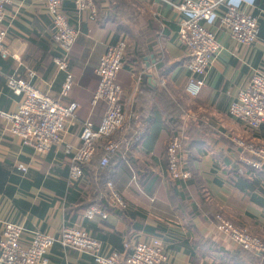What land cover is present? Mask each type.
Returning a JSON list of instances; mask_svg holds the SVG:
<instances>
[{
    "label": "crops",
    "instance_id": "obj_1",
    "mask_svg": "<svg viewBox=\"0 0 264 264\" xmlns=\"http://www.w3.org/2000/svg\"><path fill=\"white\" fill-rule=\"evenodd\" d=\"M232 1L256 17L257 40L244 46L226 31H216L220 51L205 85L192 98L185 90L188 57L177 38L181 16L165 0H93L92 20L87 12L76 13L72 0H64L62 10L79 31L69 53L72 85L65 96L64 74L53 63L59 52L45 1L10 0L2 24L8 55H0V111L15 112L24 99L7 87L9 78L30 81L61 105L73 102L78 109L67 120L62 142L45 154L21 146L0 118V237L4 223L22 228L24 244L37 231L57 238L63 228L74 227L99 241L103 255L118 252L124 257L125 244L156 238L165 249L162 264H264V257L226 239L215 220L221 215L264 242V163L259 169L249 167L244 149L264 147V125L250 129L228 114L252 75L264 74V0ZM224 8L221 3L219 12ZM119 40L126 43L116 77L128 115L124 136L136 140L111 155L104 168L99 167L104 140L96 141L82 178L73 183L66 148L79 146L84 121L93 130L101 123L105 103L92 105L98 84L94 70L106 47ZM178 131L184 135L181 160L191 178L172 182L165 173V151ZM248 169L259 174L255 186L249 176L251 188L245 191L229 181L232 171ZM91 206L106 218L85 219ZM46 256L48 264H96L90 255L59 244Z\"/></svg>",
    "mask_w": 264,
    "mask_h": 264
},
{
    "label": "built area",
    "instance_id": "obj_2",
    "mask_svg": "<svg viewBox=\"0 0 264 264\" xmlns=\"http://www.w3.org/2000/svg\"><path fill=\"white\" fill-rule=\"evenodd\" d=\"M47 12L51 16L54 33L52 40L59 54L53 58L57 70L64 74L61 95L65 96L71 89L72 76L69 71V53L77 37L78 29L71 26L62 10L64 0H44ZM181 16L178 24L177 38L188 57L184 68L190 74L186 93L197 97L205 85V79L215 61L220 45L216 39V31H226L236 43L250 46L258 37L256 17L248 15L232 0H178L168 2ZM10 0H0V55L6 58L7 31L2 27L5 19V6ZM221 3L224 10L219 12ZM74 11L78 14L87 12L92 20L96 15L93 0H72ZM214 26L215 31L207 26ZM126 48L124 40H119L106 47L100 56L94 72L98 84L92 97V105L98 101L105 103V112L99 127L92 129L89 121H84L79 135V146L71 150L66 148L70 158V180L77 183L82 178V166L88 163L96 151L95 142L104 140L103 156L99 167L109 163L111 155L128 146L124 134L127 130L128 115L121 103L122 90L116 83V77L123 67V55ZM7 87L14 95L23 96L22 103L13 113L0 111L9 131L18 138L21 146L29 147L39 154L47 153L52 146L62 142V133L66 129L68 119H72L78 109L76 103L63 106L48 94L36 89L30 81L9 78ZM229 116L238 119L250 129L264 125V74L255 72L247 87L240 91L235 101L228 108ZM184 140L182 131L175 132L166 145V176L169 181H188L191 173L181 160ZM250 157L248 166L259 169L264 163V148L254 145L244 146ZM20 172H26L23 165H18ZM120 205L123 203L114 196ZM95 216L106 218V214L98 207L91 206L85 213L87 220ZM220 232L242 250L264 257V243L250 234L246 228L236 227L221 215L215 217ZM59 244L64 248L84 252L93 258L96 264H162L166 261L165 249L160 239L146 242H135L131 247L125 244L127 256L118 252L103 255L101 243L90 238L86 232L65 227L59 237L55 238L41 232H35L28 243H22V228L12 223H4L0 237V264H48L47 252Z\"/></svg>",
    "mask_w": 264,
    "mask_h": 264
},
{
    "label": "trees",
    "instance_id": "obj_3",
    "mask_svg": "<svg viewBox=\"0 0 264 264\" xmlns=\"http://www.w3.org/2000/svg\"><path fill=\"white\" fill-rule=\"evenodd\" d=\"M248 170L245 171V172L243 170H240V171L239 170L232 171V174H231V177L229 178V181L232 182V184L235 187H238L241 190L243 189L245 191L248 188H251L250 184H248V182H249L248 181V176H249L251 178V182L250 183L253 186H255L256 183H257V181H258V179H259V174L258 173H254L253 172L254 170H252V171L250 169H248Z\"/></svg>",
    "mask_w": 264,
    "mask_h": 264
},
{
    "label": "rangeland",
    "instance_id": "obj_4",
    "mask_svg": "<svg viewBox=\"0 0 264 264\" xmlns=\"http://www.w3.org/2000/svg\"><path fill=\"white\" fill-rule=\"evenodd\" d=\"M264 148V147H263ZM224 218V217H223ZM225 219V218H224ZM225 220H227V219H225ZM228 222H230L229 220H227ZM231 223V222H230ZM232 224V223H231ZM233 225V224H232ZM235 226V225H234ZM238 227V226H237ZM242 228H245V227H242ZM247 229V228H246ZM248 230V229H247ZM249 231V230H248ZM250 232V231H249ZM251 234V233H250ZM251 235H253V234H251ZM254 237H256V238H259V237H257V236H255V235H253ZM260 239V238H259ZM261 240V239H260ZM262 241V240H261ZM263 242V241H262ZM264 243V242H263Z\"/></svg>",
    "mask_w": 264,
    "mask_h": 264
}]
</instances>
